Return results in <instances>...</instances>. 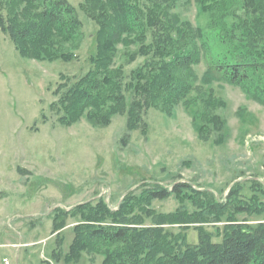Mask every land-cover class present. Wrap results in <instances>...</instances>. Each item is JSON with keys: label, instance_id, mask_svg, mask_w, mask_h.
<instances>
[{"label": "rangeland", "instance_id": "rangeland-1", "mask_svg": "<svg viewBox=\"0 0 264 264\" xmlns=\"http://www.w3.org/2000/svg\"><path fill=\"white\" fill-rule=\"evenodd\" d=\"M69 1L82 22L80 34L55 46L64 47L69 58L24 55L0 27V264L4 257L10 264H103L100 248L65 261L66 255L71 258L76 224L112 221L105 215L104 222L85 220L86 215H97L85 214L84 208L62 210L82 202L100 206L104 200L116 210L127 199L129 213L118 214L119 219L150 227L143 242L165 240L176 252L185 249L188 240L198 242L200 231L219 241L229 223L262 220L264 215L255 208L236 213L239 194L231 191L238 187L244 197L264 200V102L248 92L264 79V48L256 78L243 85L217 70L210 49L205 52L202 44L205 36L215 39L214 15L224 13L229 23L245 18L242 1L136 0L143 28L124 32L117 21L107 25L119 31L112 66L121 72L125 106L75 107L66 116L59 104L62 92L93 68L100 22L107 24L99 18L103 0ZM4 13L20 27L34 17L36 8L24 0H5ZM152 33L165 40L161 54L190 49L200 60L174 70L191 83L185 96L151 104L139 119L131 106L132 82L152 58ZM177 181L190 183L192 189L148 199L149 188H171ZM214 200L225 201L227 210L212 214L207 205ZM56 220L65 226L53 231ZM116 247L118 259L125 252L122 243L109 249ZM160 257L165 264H175L169 256ZM195 261L190 263L204 264ZM152 262L159 263L157 258Z\"/></svg>", "mask_w": 264, "mask_h": 264}, {"label": "trees", "instance_id": "trees-1", "mask_svg": "<svg viewBox=\"0 0 264 264\" xmlns=\"http://www.w3.org/2000/svg\"><path fill=\"white\" fill-rule=\"evenodd\" d=\"M24 1L31 3L36 8V13L27 23L14 27L4 13L5 0H0V27L9 33L21 53L43 59L71 57L70 54L64 53V47L57 50L55 46L59 44L62 46V42L66 39L79 37L82 22L76 15L75 6L69 0ZM241 1L240 5L245 9V18L239 17L237 21L229 23L222 13L224 11L222 8V14L214 15L212 21L213 28L216 29L215 39L212 40L210 36H205L202 44L205 52L207 48L210 49L209 53L213 59L211 62L217 70L225 74L230 81L244 85L245 81L256 78L255 74L263 62L264 0ZM98 9L102 11L99 18L107 21V24L100 22L93 68L69 86L64 93L62 92L59 104L63 106L66 116H70L71 112L76 109L75 107L81 111L84 107L93 104L112 110L116 104L121 106L124 103L123 106H125V97L120 86L121 72L112 66L115 61L119 31L116 34L111 25V28L107 25L117 21L116 26H119L120 30L137 31L144 25L140 17L142 8L136 0H103ZM152 34L151 44L154 47L152 58L148 64L134 74L132 82L134 104L131 106L135 107V112L140 113L139 119H141L143 109L147 106L178 98L180 95L185 96L189 92L191 83L179 79L174 70L179 66L193 64L200 60L199 53L190 49H181L176 53L167 51L168 53L161 54V50L166 45L162 41L165 40H161L162 35ZM263 80L257 81L248 92L264 102ZM190 189H192L190 183L177 181L171 188L168 185L149 188L146 195L148 199H162L171 192L180 194ZM231 192L239 194L238 202L235 203L236 213L249 212L250 209L255 208L256 213L260 212L264 215V200L257 195L244 197L238 187H234ZM126 200L116 210L110 208L104 200L99 201L100 206L82 202L74 206L72 210L62 208L64 213L73 210L81 211L84 208L85 214L95 213L97 215V219L86 215L85 220L88 221L104 222L103 215L112 218V221L108 223L99 222L100 225H87L86 222L76 224V227H73L74 237L69 248L71 258L66 255L65 261L80 259L84 250L95 248L100 251V248L105 256L103 264H151L153 258H157L158 264H165L160 256L165 258L169 256L175 264H191L190 261L193 260L195 263L196 259L203 261L204 264H264V217L257 223H250L247 220L229 223L219 241L213 240L211 233L200 231L198 242L188 240L186 248H180L176 252L174 247L165 240L158 243V239L155 238L152 242L149 240L143 242L150 227L138 228L130 225L135 222L119 219L120 213L124 216L129 213ZM225 206V201L214 200L208 203L207 208L211 209L212 214H217L227 210ZM137 216L140 218V215ZM64 226V221L56 220L52 230L56 231ZM156 227L163 232L167 231L164 227ZM174 242L178 244L176 240ZM179 242L181 243L180 238ZM116 243H122L123 252H125L118 259L116 254H120L118 252L120 250H117V247L114 251L109 249ZM101 246L108 249H102ZM143 252L146 253L143 255ZM192 255H196V258ZM54 257L58 259L59 256L55 254ZM47 264L52 263L47 262Z\"/></svg>", "mask_w": 264, "mask_h": 264}, {"label": "built area", "instance_id": "built-area-1", "mask_svg": "<svg viewBox=\"0 0 264 264\" xmlns=\"http://www.w3.org/2000/svg\"><path fill=\"white\" fill-rule=\"evenodd\" d=\"M4 263L3 264H10L9 259L7 257H4Z\"/></svg>", "mask_w": 264, "mask_h": 264}, {"label": "crops", "instance_id": "crops-1", "mask_svg": "<svg viewBox=\"0 0 264 264\" xmlns=\"http://www.w3.org/2000/svg\"><path fill=\"white\" fill-rule=\"evenodd\" d=\"M20 257V256H19Z\"/></svg>", "mask_w": 264, "mask_h": 264}]
</instances>
